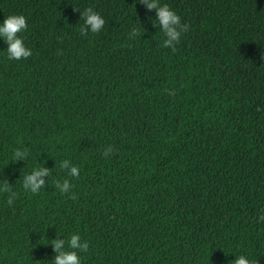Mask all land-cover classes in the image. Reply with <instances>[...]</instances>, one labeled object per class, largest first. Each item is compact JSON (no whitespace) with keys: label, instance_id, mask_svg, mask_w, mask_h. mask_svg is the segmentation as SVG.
<instances>
[{"label":"trees","instance_id":"1","mask_svg":"<svg viewBox=\"0 0 264 264\" xmlns=\"http://www.w3.org/2000/svg\"><path fill=\"white\" fill-rule=\"evenodd\" d=\"M161 2L188 25L175 51L136 0H0L32 52L0 40V264H51L77 232L83 264H264V0ZM86 8L100 32L80 31Z\"/></svg>","mask_w":264,"mask_h":264},{"label":"clouds","instance_id":"2","mask_svg":"<svg viewBox=\"0 0 264 264\" xmlns=\"http://www.w3.org/2000/svg\"><path fill=\"white\" fill-rule=\"evenodd\" d=\"M145 7L149 12L155 10V18L149 17L154 27H157L160 32L163 33V47L176 50V45L179 43L180 37L183 32L187 31L188 25L181 22V17L167 4L162 3L161 0H136ZM83 17V24L80 31L82 33H98L105 25L103 16L93 10L92 8H86L81 12ZM27 27L26 17L22 14H10L0 20V40H3L6 47V55L10 60H21L31 56L32 52L29 47L26 46L24 38L20 33L24 32ZM139 34V30L134 28L132 30V36ZM112 151L111 146L105 149L104 155L107 156ZM28 153L21 149L15 150L13 153L14 163L27 159ZM60 168L66 169L69 176L77 177L80 175L79 168L72 164L70 160L64 159L60 162ZM50 175V169L44 166L34 167L31 172L25 173L22 179V186L25 190L35 194L38 193L45 185L44 177ZM56 187L60 193L68 194L72 198H75L71 192L73 185L69 180L65 179L63 182L57 181ZM0 191L10 193L7 196V204L12 205L16 193L10 189L8 180L0 181ZM260 220H264V215L260 216ZM63 236H56L51 240V246L55 253L52 257L51 264H83L80 253L87 252L88 242L81 239L80 234L73 233L69 237L61 238ZM235 259L231 261V264H253V261L245 254H234Z\"/></svg>","mask_w":264,"mask_h":264}]
</instances>
